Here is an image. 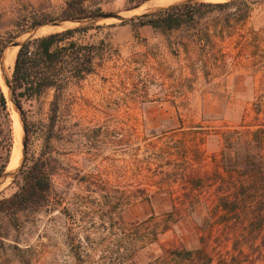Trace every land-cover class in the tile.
Segmentation results:
<instances>
[{
    "label": "rangeland",
    "instance_id": "rangeland-1",
    "mask_svg": "<svg viewBox=\"0 0 264 264\" xmlns=\"http://www.w3.org/2000/svg\"><path fill=\"white\" fill-rule=\"evenodd\" d=\"M138 1L86 0L85 4L126 20L185 0H148L133 8ZM64 4L65 0H0V10L8 18L22 5L57 14ZM103 16L81 22L56 20L63 22L38 25L15 39L24 42L96 23L77 36L81 42L100 45L96 70L66 92L50 148L46 139L52 93L24 101L21 111L0 72L15 140L7 170L21 163L24 117L29 157L49 151L55 168L51 207L37 215L20 249H1L0 243V264H111L129 251L125 243L115 248L118 216L129 228L134 227L131 222L143 223L137 226L140 234L155 233V255L173 246L196 248L204 235L214 264L218 259L221 264H264V230L251 233L248 222L244 243L235 250L225 230L204 228L211 198L203 190H191L182 171H170L171 165L181 166L182 161L169 157L170 148H160L178 127L194 131L205 147L200 148L205 161L194 165L198 171L211 170L222 131L264 125V0H256L247 23L261 36L260 47L248 50L242 46V25L225 41H203L188 55L178 45L185 32L165 34ZM220 17L217 12L207 22L212 26ZM19 48L11 46L6 52L10 77ZM257 103L262 104L259 114ZM13 179L8 177L0 191L12 193L14 189L7 186Z\"/></svg>",
    "mask_w": 264,
    "mask_h": 264
},
{
    "label": "trees",
    "instance_id": "trees-1",
    "mask_svg": "<svg viewBox=\"0 0 264 264\" xmlns=\"http://www.w3.org/2000/svg\"><path fill=\"white\" fill-rule=\"evenodd\" d=\"M146 1L148 0H139L133 8ZM85 3L86 0H65L57 14L33 6L30 9L25 8L22 5L10 18L5 17L0 10V69L9 45L27 30L56 20H83L104 15L103 10H93ZM255 3L256 0H185L123 20L121 25L131 23L135 27L151 26L165 34L172 31L185 32V40L178 42V45L188 55H192L203 41H225L228 36L232 37L238 32L237 28L242 25L245 28L242 46L248 50L251 46L260 47L261 36L247 26ZM217 12L221 13L220 20L211 26L207 19ZM95 27V22H87L28 39L16 52L17 58L15 57L16 63L9 87L17 107L22 111L24 101L52 93L46 148L51 147V141L56 136L66 92L96 70L100 45L81 42L77 37ZM255 105V112L261 113L262 104ZM24 125L28 138L29 128L25 117ZM176 130L170 136L172 139L160 147L170 148L169 157L174 162L182 161L181 166L171 165L170 171H182L191 190H203L211 198V203L206 205L208 215L203 222L204 228L212 226L213 230H225L232 236L234 249H240L244 243L242 233L248 222L251 233L259 234L264 230V125H242L222 131L221 149L212 156L211 170L203 171H198L194 164L200 166L205 161L204 150L200 149L205 148L204 144L196 140V132H183L182 127ZM14 143V127L8 99L0 83V180L9 166ZM48 153L49 151L44 150L38 156L30 158L26 150L18 172L7 186L14 190L10 194L6 193V189L0 191L1 249H20L31 227L36 225L37 215L51 207L54 192L52 176L55 168ZM158 187L161 189L162 185ZM131 223L134 227L129 228L124 219L117 217L119 238L115 248L120 243H125L129 251L111 264L215 262L204 235L201 238L202 244L196 248L173 246L164 249L161 255H155L152 248L157 243L155 233L148 236L147 233L140 234L136 231L137 226L143 223ZM141 242L143 244L139 246ZM217 263L221 264L220 259Z\"/></svg>",
    "mask_w": 264,
    "mask_h": 264
},
{
    "label": "water",
    "instance_id": "water-1",
    "mask_svg": "<svg viewBox=\"0 0 264 264\" xmlns=\"http://www.w3.org/2000/svg\"><path fill=\"white\" fill-rule=\"evenodd\" d=\"M202 1H206V0H202ZM224 1H228V0H224ZM109 17H117V18H120V19H123V20H124V18H125V17H121L119 14H115V13H107V14H105V15L103 16V18H109ZM72 21L81 22L82 20H72ZM62 22H63V21H60V22H54L53 25H60ZM22 43H23V42H20V41H18V40L13 41V42L9 45V47L7 48V51L10 52V47H11V46H19V47H21V46H22ZM7 51H6V52H7ZM16 58H17V56H16ZM15 63H16V59H15V62H14V67H15ZM7 69H8V61H7V56H5L4 63H3V66H2L1 69H0V72H2V75H3V77H4V81H5V83H6L8 86H10V80H11V77L9 76V74H8V72H7ZM24 134H25V136H23V138H22V150H21V152H22V159H21V163H20V165H19L17 168H15L13 171L9 172V171L7 170V171L5 172L4 176H3V177L1 178V180H0V186H1L2 184H4V182L8 179V177H13V178H14L15 175H16V173L18 172L19 167H20L21 164H22V161H23V159H24V157H25L26 150H27L26 130H25V129H24ZM11 158H12V157H11ZM10 162H11V160H10Z\"/></svg>",
    "mask_w": 264,
    "mask_h": 264
}]
</instances>
